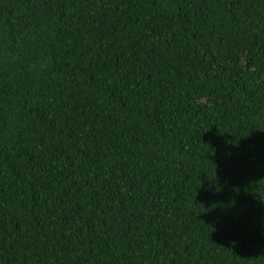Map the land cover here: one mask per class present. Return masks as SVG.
Listing matches in <instances>:
<instances>
[{
  "label": "trees",
  "instance_id": "16d2710c",
  "mask_svg": "<svg viewBox=\"0 0 264 264\" xmlns=\"http://www.w3.org/2000/svg\"><path fill=\"white\" fill-rule=\"evenodd\" d=\"M0 264H264V0H0Z\"/></svg>",
  "mask_w": 264,
  "mask_h": 264
}]
</instances>
